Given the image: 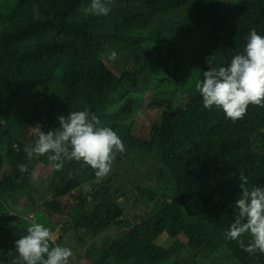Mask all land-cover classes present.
Instances as JSON below:
<instances>
[{
	"label": "clouds",
	"instance_id": "obj_1",
	"mask_svg": "<svg viewBox=\"0 0 264 264\" xmlns=\"http://www.w3.org/2000/svg\"><path fill=\"white\" fill-rule=\"evenodd\" d=\"M90 1L82 9L91 15L85 34L102 39L123 27L125 0ZM116 55L113 51L110 58ZM130 66L124 60L115 68L116 77L125 79ZM169 66L177 69L178 61ZM8 83L0 62V103ZM195 89L204 108L223 111L205 112L197 119L198 144L192 150L178 147L184 118L176 104L159 105L158 116L144 134L134 135L138 138L130 143L129 156L121 160H115L117 153L125 152L121 137L88 109L59 116V127L48 133L35 127V143L23 149L29 160L49 154L50 166L57 170L65 160L94 169L102 185L96 189L93 208L103 217L117 199L127 205L119 216L125 244L93 246L81 263L72 262V250L59 245L53 229L34 221L30 212L26 218L32 222L16 240L18 258L11 264H202L203 233L183 223L197 221L213 193L218 194L220 210L207 221L212 237L238 241L250 254L264 253V123L244 117L249 105L264 107V36L251 28L243 53L228 66L208 68ZM7 126L0 116V135ZM233 142L240 145L231 147ZM13 148L20 151L19 145ZM18 168L27 171L25 164ZM14 176V161L0 151V195ZM31 178H38L35 170ZM175 204L188 211L176 215ZM244 234L251 236L247 245L240 239Z\"/></svg>",
	"mask_w": 264,
	"mask_h": 264
},
{
	"label": "trees",
	"instance_id": "obj_2",
	"mask_svg": "<svg viewBox=\"0 0 264 264\" xmlns=\"http://www.w3.org/2000/svg\"><path fill=\"white\" fill-rule=\"evenodd\" d=\"M151 1L153 10L146 8L147 0H125L122 11L128 16L123 18V27L100 39L84 33L85 21L91 15H86L82 9L90 6V0H18L9 10L2 8L3 0H0V62L9 79V83L1 90L4 100L0 103V116L6 118L9 126L14 129V133L7 137L5 153L14 161L15 176L11 183L5 185V189L25 192L30 184L28 170L21 173L18 164L35 166L36 158L29 160L23 151L26 145L35 143V127L40 126L43 132L48 133L59 127V116L85 109L96 113L100 120L107 116L109 110H112V117L131 114L140 106L141 94L147 89L151 91L152 101L158 106L176 104L179 108L184 118L179 149L192 150L197 146V119L205 112L223 110L215 106L211 110L204 108L203 98L197 91L189 94L183 89L176 73L169 67L168 54L149 49L150 40L145 34L156 13L181 8L192 0ZM218 6L217 0H209V7L213 9L212 19L208 23L211 30L205 41L198 46L203 60L201 80L203 72L208 68L228 66L235 55L243 53L251 28L264 36V0H239L233 5L222 7L220 11L216 10ZM80 36H83L81 51L75 42ZM133 37H138L139 43H133ZM136 44L141 50L137 47L129 49L126 59L131 62V66L125 79H118L106 58L97 53L100 47L108 45L119 49ZM146 49L148 52L143 55L142 51ZM172 52H175L174 46ZM58 70L61 71L62 91L55 100L49 97L47 89L45 98L40 101L20 96L25 86L39 88L40 85L50 83ZM131 76L136 88L124 90V84ZM244 117L253 123H264V107L249 105ZM18 121L21 125L19 127ZM138 123L139 120L133 118L122 120L126 138L121 139L125 152L117 153L115 160L129 156V145L138 138L132 135ZM14 144L19 145V152L13 148ZM63 164L76 169L81 162L65 160ZM40 182L42 186H37L40 193H27L25 207L20 209L34 212L36 216L41 215L42 223L55 232L57 243L72 250V262L81 263L93 246L125 244L119 216L126 212L127 205L117 199L105 217L93 208L96 189L102 185L101 177H95L87 183L77 205L63 201V211L54 218V222H47L43 204L50 196L58 195L56 182L52 173L41 177ZM162 182V177H159L156 184L160 186ZM91 185L92 188L89 187ZM129 201L130 197L126 203ZM219 210L218 194L213 193L199 219L195 222L184 220L183 223L185 227L203 233L202 264H264V253L250 254L240 247L238 241L212 237L207 221L216 216ZM74 218L83 222L85 231L80 227L78 230L77 223L71 224ZM7 224L8 228L0 227V252L3 262L11 264L18 258L15 242L23 234L19 222L10 221ZM240 239L247 245L251 236L244 234Z\"/></svg>",
	"mask_w": 264,
	"mask_h": 264
},
{
	"label": "rangeland",
	"instance_id": "obj_3",
	"mask_svg": "<svg viewBox=\"0 0 264 264\" xmlns=\"http://www.w3.org/2000/svg\"><path fill=\"white\" fill-rule=\"evenodd\" d=\"M18 0H3L2 8L9 10L11 9ZM219 6L216 8L217 11L227 5H233L239 0H217ZM146 8L153 10V4L151 0H147ZM213 15V9L209 7V0H192L191 3L169 11L158 12L155 14L153 22L146 28L145 34L149 37V49L154 52L164 51L169 56V63L177 60L178 68L170 69L176 73V77L180 86L185 89L189 94H194L196 92L195 84L197 80H201L202 71V57L199 53L198 46L202 44L205 39L209 36L211 28H208V23L211 21ZM127 14H122L121 18H126ZM133 43H139L140 39L138 37H133ZM83 36L75 39L79 51L83 48ZM170 41V43L168 42ZM116 45V44H115ZM172 46L175 48V52H172ZM132 47H137L141 50L139 45H128L122 46L121 48H116L114 45H108L100 47L97 53L105 57L109 64L115 68L121 64L124 60H127L128 51ZM118 49V50H117ZM116 52V59H110L108 56L112 52ZM148 50H143L142 54H147ZM115 65V66H114ZM126 80L124 90L131 89L135 90L136 85L133 80V76ZM45 89L49 92V97L55 100L57 95L62 91V80L61 71L58 70L50 81L46 85H40L39 88L36 87H23L20 96H29L32 101H40V99L45 98ZM151 91L147 89L141 94V104L138 109L131 114H121L117 117H112V110H109L107 116L102 118L101 123L103 126L111 127L123 140L126 138L123 130L122 120L133 118L139 120V123L133 128L132 135H142L144 134L154 119L160 113L159 106L154 103L151 99ZM124 98V97H123ZM20 105V104H19ZM56 110V107L53 108ZM109 115V116H108ZM126 115H128L126 117ZM17 126H21L19 121ZM14 133V129L8 124L7 129L3 135H0V151L5 153L7 148V137ZM34 168L31 166L27 167L28 176L30 177V184L25 192H9L8 189H4L0 197V205L3 201H6V211L8 214L4 217L5 224L3 228H8L6 225L10 221L19 222L21 224L20 231L23 235L26 234V229L32 222V220L26 218V215L30 212H25L24 214H18L17 211L21 207H25L24 201L27 199V193H40L37 186H42L40 178L50 175L56 182L55 188L58 191V195H52L43 204V212L46 216L47 222H54V218L61 215L63 211V201H68L72 205H77L79 198L81 197L85 186L89 181L94 179L96 176L95 170L90 166L81 165L74 169L68 168L64 164L61 169L57 170L50 166L48 156H37ZM36 171L38 178L34 181L31 178L33 171ZM73 181L70 187V182ZM56 185H59V189ZM92 188L93 186H89ZM46 188V187H44ZM184 214L188 211V208L182 207ZM34 221L42 223L41 215H35ZM13 223V222H12ZM78 224L81 230L85 231L83 228V222L79 221L78 218H74L71 224ZM70 231L67 232L69 235ZM69 238H71L69 236Z\"/></svg>",
	"mask_w": 264,
	"mask_h": 264
},
{
	"label": "flooded vegetation",
	"instance_id": "obj_4",
	"mask_svg": "<svg viewBox=\"0 0 264 264\" xmlns=\"http://www.w3.org/2000/svg\"><path fill=\"white\" fill-rule=\"evenodd\" d=\"M73 181H74V179L70 182V184H69L70 187L72 186ZM8 191H9V192H12V191L9 190V189H8ZM0 197H1V195H0ZM17 213L23 215V214H24V211L21 210V209H19V210L17 211ZM7 214H8V212L6 211V201H3V204L0 205V227H2V228H3V225L5 224L4 217H5ZM32 214H33V216H35V213H34V212H32ZM6 225H8V224H6ZM0 254H1V252H0ZM1 257H2V254H1ZM2 260H3V259H2Z\"/></svg>",
	"mask_w": 264,
	"mask_h": 264
},
{
	"label": "bare ground",
	"instance_id": "obj_5",
	"mask_svg": "<svg viewBox=\"0 0 264 264\" xmlns=\"http://www.w3.org/2000/svg\"><path fill=\"white\" fill-rule=\"evenodd\" d=\"M239 145H240L239 142H233V143H231L230 146L231 147H237ZM173 209H174V212L176 213V215H180L181 212L183 211V208H182V206L180 204H175Z\"/></svg>",
	"mask_w": 264,
	"mask_h": 264
},
{
	"label": "crops",
	"instance_id": "obj_6",
	"mask_svg": "<svg viewBox=\"0 0 264 264\" xmlns=\"http://www.w3.org/2000/svg\"><path fill=\"white\" fill-rule=\"evenodd\" d=\"M0 264H5L3 261H0Z\"/></svg>",
	"mask_w": 264,
	"mask_h": 264
},
{
	"label": "water",
	"instance_id": "obj_7",
	"mask_svg": "<svg viewBox=\"0 0 264 264\" xmlns=\"http://www.w3.org/2000/svg\"><path fill=\"white\" fill-rule=\"evenodd\" d=\"M0 261H3V260H2V257H1V254H0Z\"/></svg>",
	"mask_w": 264,
	"mask_h": 264
}]
</instances>
